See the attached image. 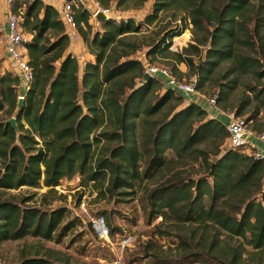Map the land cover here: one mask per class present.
<instances>
[{
	"label": "trees",
	"instance_id": "16d2710c",
	"mask_svg": "<svg viewBox=\"0 0 264 264\" xmlns=\"http://www.w3.org/2000/svg\"><path fill=\"white\" fill-rule=\"evenodd\" d=\"M129 1L141 5L146 0L116 3ZM100 2L108 6L110 0ZM11 8L23 10L21 28L30 35L25 44L33 79L23 89L18 74L0 70V190L47 187L49 193L62 179L78 173L83 186L92 183L104 193L116 194L145 180L167 177L147 193L149 223L162 217L213 224L245 245L264 248V158H255L250 146L232 147L226 125L201 105L162 89L155 77L143 80L144 64L133 57L138 45L129 39L143 23L109 17L94 30L91 11L74 1L81 38L94 55L80 77L59 10L44 0H14ZM153 8L149 22L160 11H187L203 34L194 36L183 52L174 53L176 61L197 75L200 91H207V84L212 87L214 70L229 62L218 83L217 105L223 103L222 111L228 108L244 116L245 101L234 104L229 97L243 75L264 77L260 58L250 51L256 47L264 58V0H155ZM182 31H166L147 54L165 56ZM263 93L257 92L256 98ZM19 94L24 96L20 109ZM12 117L17 128L9 122ZM174 162H196L197 177L184 171L166 175ZM66 210L43 211L0 200V245L28 235L52 239ZM97 216L104 217L110 237L120 230L112 226L110 215ZM238 255L235 250L232 262ZM20 264L66 263L24 256Z\"/></svg>",
	"mask_w": 264,
	"mask_h": 264
},
{
	"label": "rangeland",
	"instance_id": "374dc122",
	"mask_svg": "<svg viewBox=\"0 0 264 264\" xmlns=\"http://www.w3.org/2000/svg\"><path fill=\"white\" fill-rule=\"evenodd\" d=\"M7 1V0H6ZM45 2L54 0H44ZM215 2V0H209ZM63 4L64 0H56ZM117 0H110L109 5L117 21L133 18L137 23H143L141 31L130 35L129 39L138 45L133 57L140 59L143 64L150 62L157 65H169L178 77L190 80L197 75L189 70L185 63L176 61L174 53L183 52L193 37L201 38L203 31L195 27L187 11L170 9L160 11L153 22L147 16L154 13L155 0H146L139 5L138 1H129L117 6ZM91 6L92 2L85 1ZM85 5V6H86ZM90 10V9H89ZM183 17L186 20H183ZM94 30L101 28V23L92 17ZM252 25V23H251ZM183 29L175 36L165 56H149L147 51L151 43L172 28ZM2 34L0 31V70H10L19 75L14 62L5 55ZM181 38L180 41H178ZM69 50L85 53V61L94 59L87 44L81 39L78 43L70 41ZM251 53L260 58L261 70H264V58L256 47ZM201 56H195L196 62ZM79 75L82 76L84 64L80 63ZM229 62H223L213 72L211 87L207 84V91L201 90L206 96L220 91L218 85L222 75L227 71ZM225 78L222 81H227ZM252 87L255 92L251 91ZM23 88V87H21ZM164 89V87L162 88ZM264 90V77L243 75L239 86L230 93V102L238 104L245 101L244 118L256 114L248 121V128L255 134L264 133V93L256 98V93ZM186 101V100H185ZM173 103H177L175 100ZM223 103L217 108L224 109ZM226 109L225 112H228ZM160 114L156 115L159 117ZM225 124V119L220 120ZM197 163H187L181 166L178 162L172 164V169L166 171L170 175L176 171H184L185 175L197 177ZM167 178V177H164ZM157 180H145L135 188L117 190L116 194L102 192L92 183L83 186L82 176L75 174L72 178H64L54 191L48 193L47 187L0 190V200L12 201L22 206L37 207L43 211H50L63 207L66 216L52 239L28 235L22 239L7 240L0 245V264H20L24 256L51 257L66 264H264V248L257 250L250 245L243 244L239 237H232L225 231L219 230L213 224L179 223L173 219L157 217L149 223L147 193ZM122 192V193H121ZM48 193V194H46ZM111 216L112 226L120 229L109 240L96 237L92 229V219L99 213ZM64 235L58 236L64 226ZM127 239V244L122 242ZM235 250L240 251L235 262L232 257Z\"/></svg>",
	"mask_w": 264,
	"mask_h": 264
},
{
	"label": "built area",
	"instance_id": "2783aa9c",
	"mask_svg": "<svg viewBox=\"0 0 264 264\" xmlns=\"http://www.w3.org/2000/svg\"><path fill=\"white\" fill-rule=\"evenodd\" d=\"M80 1L84 6L86 0H74ZM74 1L64 0L59 13L62 22L65 25L66 33L69 36V40L72 43H78L82 38L79 32L78 24L75 19V13L73 10ZM92 5H86L92 13V17L96 19V15L99 12H103L107 17L115 18L114 13L110 7L104 6L100 0H89ZM14 0H7L9 5H12ZM23 10L19 9L18 12L12 8L7 13L6 25L7 30L4 31V40L6 53L9 58L14 62L19 71V76L22 80L23 89H28L33 79L32 67L29 63V57L27 53V47L25 42L30 39V35L23 32L21 28ZM73 52V51H72ZM74 54V53H73ZM78 61L82 64H86V57L84 52H76L74 54ZM145 73L151 75L160 80L164 89H171L177 95H180L184 100L189 102L199 103L200 99H205L207 104L212 107H217L218 93H214L211 96H206L197 88L198 77L190 80L179 78L173 73L169 65H157L150 62L144 63ZM19 99L24 96L19 94ZM229 121L226 123V127L230 134V145L232 147L250 146L254 148L255 158H264V133L255 134L248 128V122L243 116H237L234 112H227ZM92 229L101 240H109L110 233L109 228L106 225L103 216H96L92 219ZM127 239L122 242V245L127 244Z\"/></svg>",
	"mask_w": 264,
	"mask_h": 264
},
{
	"label": "crops",
	"instance_id": "0c3cea01",
	"mask_svg": "<svg viewBox=\"0 0 264 264\" xmlns=\"http://www.w3.org/2000/svg\"><path fill=\"white\" fill-rule=\"evenodd\" d=\"M47 3L53 4L58 10H60L62 6L61 3L56 2V0L48 1ZM10 9H11V5H9L6 0H0V31L3 36L2 41H1L3 42V46L1 45V47L6 56H8V54L6 53L3 29L7 30L6 18H7V13L9 12ZM186 102H189V101H186ZM197 104L201 105L208 112V115L210 117L217 118L218 120L225 119V125L229 121L227 112L222 111L220 108L212 107L208 105L205 99H200L199 103Z\"/></svg>",
	"mask_w": 264,
	"mask_h": 264
},
{
	"label": "water",
	"instance_id": "95a60500",
	"mask_svg": "<svg viewBox=\"0 0 264 264\" xmlns=\"http://www.w3.org/2000/svg\"><path fill=\"white\" fill-rule=\"evenodd\" d=\"M109 17H107L103 12H99L97 15H96V19L98 22H103L105 20H107ZM151 75H149L148 73H145L144 74V77H143V80L144 81H148L149 79H151ZM23 98H20L19 99V105H18V108L20 109L22 107V103H23ZM10 123H12V125L17 128V124H16V118L15 117H12L10 120H9Z\"/></svg>",
	"mask_w": 264,
	"mask_h": 264
}]
</instances>
